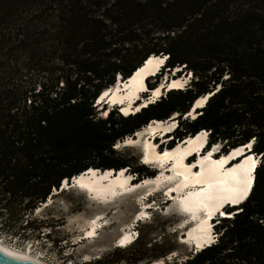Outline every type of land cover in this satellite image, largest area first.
<instances>
[{
  "label": "trees",
  "instance_id": "1",
  "mask_svg": "<svg viewBox=\"0 0 264 264\" xmlns=\"http://www.w3.org/2000/svg\"><path fill=\"white\" fill-rule=\"evenodd\" d=\"M151 55L165 60L149 89L175 68L189 84L128 115L103 104L99 117V94ZM173 115L168 148L205 131L215 157L250 143L259 158L247 197L215 221L216 241L179 264H264V0H0V234L27 241L52 228L31 215L89 168L151 175L113 146ZM170 249L91 264L152 262Z\"/></svg>",
  "mask_w": 264,
  "mask_h": 264
},
{
  "label": "rangeland",
  "instance_id": "2",
  "mask_svg": "<svg viewBox=\"0 0 264 264\" xmlns=\"http://www.w3.org/2000/svg\"><path fill=\"white\" fill-rule=\"evenodd\" d=\"M177 71H179V69ZM174 72L175 71H172L170 73L164 72L160 77L158 85L161 84L162 90L157 98H155L153 101L149 100V95L151 94L152 89H149L147 84L153 83L154 79L152 77H146L144 79V83L146 85L145 89L147 87L148 90L147 92H143V90L139 92V96L135 101L139 102V104L135 106V108L137 107V111H139L141 107H145L148 103L156 101L161 95L168 91L165 88L164 81L169 80V78L171 77H177V73ZM178 77L183 80V85L181 87L185 88V86H187L190 82V74H182ZM143 100H147L149 102H147V104L143 106L141 104ZM102 102L96 106V110H98L97 115L99 117H105V114L107 112V110H103L101 108V106L103 105ZM105 106V109L114 108V106H111L109 104ZM118 109L121 112L120 107H118ZM131 112L135 113L136 111ZM188 114L186 113L182 118H194L197 115V112L192 115ZM175 117L176 115H173L167 119H172L174 121L173 128L167 132H172L177 126ZM167 132H156L151 138H149L148 135H144L139 140H136V143H134L133 145H126L123 142V140L127 138L126 137L121 142H116L113 146V149H115L116 151V156H122L127 160L130 168L135 169L139 166V164L144 165L148 168L145 170L149 171V173L151 174L148 175V177H152L160 173V166L157 165L158 163L143 162L141 157V149L143 144L145 143V138H149V141L152 140L153 143H155L157 151L170 149L167 146L169 145V141L173 140L166 137ZM133 135L134 133L132 134V136ZM184 140L185 138L181 141L174 142L175 145L171 148H174ZM248 144V146L250 147V143ZM206 146V142H204L200 150L201 154L199 153L200 155L208 153V151H210L213 147L211 146V148H209L210 150H207ZM217 147L219 146H216L214 153L211 155L212 160L221 156L219 155L215 157L216 153L218 152ZM230 151L231 150H229V152ZM197 155L198 154L193 153L192 155L187 157V163L189 165H192ZM244 155L245 153L235 156L234 158L239 157V160H237L236 163L241 162L244 157L249 156ZM257 160H259V158H257ZM234 162L235 161H233L232 163ZM124 172L128 174L126 169H124ZM97 173H100V170L97 169ZM148 177L144 175L143 177L139 178V181H142L144 178ZM131 181L132 183H139V181H137L136 179L134 180V177L130 180V182ZM59 189L53 190L52 198L47 199L46 203L40 205L34 211L33 215H31V218L44 220V222L48 224L53 223L52 228H42L38 238H32L27 241L12 238L8 236L7 233L2 232V234H0V243L13 250L28 254L30 257L42 262V264H68L70 262L74 264H91V262L104 256H107L106 259L110 261L118 258V256L125 257L132 251H144L143 249H147L146 253L149 255L152 254L151 249L156 250L157 253H164L167 252V250L170 248V253L164 255L163 257H159L156 260L160 259V264H165V262L172 261H175L177 262L176 264H179L180 261H183L188 257V255L196 252L195 249L197 248L193 249L191 245L189 246V244L181 242L182 235L185 238L186 232L190 228V225H192L193 223L192 221H190V218H188V214L182 213L180 211V208H178V202L177 199L174 198V192H171L172 195L170 196L166 193L167 189L164 187H162V189L159 191H155L152 194L144 196L140 200L141 202L138 201L137 198L135 199V196H129L109 207H105L104 205L98 203L95 204L93 200L87 197L88 195L85 192L80 191L76 187L68 186L63 187L60 190ZM134 191L135 190H133V193ZM137 193H140V191H138ZM141 196H143V194L139 195V197ZM141 203H143L142 206H145L144 209L141 208ZM221 210L225 213V215L221 216L220 212H217V214L211 217V227H213L217 219L230 217V212L226 211L224 207H222ZM141 212H144L145 214H141ZM99 215L103 219L97 220L98 226L96 228L94 236L86 237V232L88 231L87 226L89 222ZM185 220H189V223L191 224L188 227L185 226L186 228L184 227L183 229H181L180 226H182V223ZM125 228L129 229L133 239H137L129 246L128 244L131 243V241L124 246H117V241L121 236L122 230ZM213 230L214 228L212 229V231ZM48 232H50L49 238L43 235ZM218 235L219 233H216L215 231L214 236L212 237V241L210 242L211 244L216 241ZM52 240L59 241V243H57L58 247H53L51 242ZM126 246L128 247L124 249L119 248L123 251L114 254L112 253L115 248ZM198 250L199 249H197V251ZM150 263L151 262L148 261V259H144L138 264ZM117 264H128V262L123 259V261L118 262Z\"/></svg>",
  "mask_w": 264,
  "mask_h": 264
},
{
  "label": "bare ground",
  "instance_id": "3",
  "mask_svg": "<svg viewBox=\"0 0 264 264\" xmlns=\"http://www.w3.org/2000/svg\"><path fill=\"white\" fill-rule=\"evenodd\" d=\"M164 60L165 58L160 56H149L126 80L122 82V80L117 78L115 84L110 88L104 89L99 94L97 103H101L103 100V102H107L111 106L119 105L121 112L124 114L137 111L135 106L139 102L135 101L139 96V92L145 89V77L149 74H154ZM178 69L175 68L173 71ZM164 84L167 90L179 89L182 88L183 80L179 77H171L169 80L164 81ZM161 90V84L153 88L149 95V100L153 101L157 98ZM207 96L197 98L193 102L190 113L194 112V107L202 106ZM147 102L149 101L143 100L141 104L145 106ZM173 126L174 121L172 119L167 121L153 120L140 130H137L132 137L128 136L123 142L126 145H133L136 140H139L144 135H148L151 138L154 133H165L170 131ZM149 138H145V143L141 149V157L145 163H158L157 165L161 169L159 174L144 178L137 184V182H130L133 177L130 174H126L124 169L117 171L112 169L104 170L103 173L102 171L97 173L96 169L89 168L74 176L70 181V185L65 180L61 184L63 187H76L80 191L85 192L88 195L87 197L93 200L95 204L98 203L105 207L116 204V202L129 196H135L134 198L140 201L144 196L159 191L164 187L167 189L166 193L168 195L171 196V192H174L178 208H180L182 213L188 214V218L193 223L190 225L189 220L183 221L180 228L183 229L189 225L190 228L186 232L185 238L182 235L181 242L191 245L193 249H201L212 241L211 232L213 227L210 224L211 217L217 212H223L221 208L226 204L231 206L241 203L240 201L232 204L231 200L239 194L242 188L247 186L246 181L250 180L251 184L253 183V163L255 165L258 163L257 156L247 152L244 156L249 155L248 157H244L239 163H232L235 156L244 153L246 145L231 149L229 153L214 158V160L211 159V155L217 145H213L211 150L208 149L210 150L208 153L200 155V150L204 142H206V132L204 131L198 132L193 137H186L183 142L174 148L165 149L164 151H157L155 143L152 140L149 141ZM193 153L198 155L194 163L189 165L186 160ZM133 190H135L134 193ZM138 191L140 193H137ZM140 194H143V196L139 197ZM142 204L141 208L144 209L145 206H142ZM141 214L145 213L141 212ZM99 219L103 218L99 215L89 222L86 237L94 236L98 226L97 220ZM132 239L131 232L125 228L122 230L116 245L124 246ZM197 249L195 250L197 251ZM0 250L24 257L34 264H42V262L30 257L28 254L8 248L1 243ZM160 263L159 259L150 264Z\"/></svg>",
  "mask_w": 264,
  "mask_h": 264
},
{
  "label": "water",
  "instance_id": "4",
  "mask_svg": "<svg viewBox=\"0 0 264 264\" xmlns=\"http://www.w3.org/2000/svg\"><path fill=\"white\" fill-rule=\"evenodd\" d=\"M161 58H163V57H161ZM176 71L174 73H176ZM119 79L122 80V82L124 80H126V79H121V78H119ZM115 82H117V79H116ZM207 97H209V95ZM192 107H193V104H192L191 108ZM201 107H203V105L194 107L193 108L194 112L193 113H189L188 115H192V114L196 113L197 110L200 109ZM191 108H190V110H191ZM190 110H189V112H190ZM249 150H250V147L248 145H246L245 146V152H248ZM67 182L68 181H66V183ZM68 184L70 185L71 182L69 181ZM0 264H34V263H32L30 260H28V259H26L24 257H20V256H17V255H14V254H10V253H7V252H4V251L0 250Z\"/></svg>",
  "mask_w": 264,
  "mask_h": 264
},
{
  "label": "snow or ice",
  "instance_id": "5",
  "mask_svg": "<svg viewBox=\"0 0 264 264\" xmlns=\"http://www.w3.org/2000/svg\"><path fill=\"white\" fill-rule=\"evenodd\" d=\"M118 147V146H117ZM249 159H251L249 157ZM253 167H255V164L253 163ZM246 184L247 186L242 188L240 191H239V194L237 196H235L232 200H231V203L232 204H236V203H239L240 201H243L247 195H248V190H249V187H250V184H251V181H246ZM218 210V209H217ZM220 215L221 216H224L225 213L224 212H220ZM197 247H199V245H197Z\"/></svg>",
  "mask_w": 264,
  "mask_h": 264
},
{
  "label": "clouds",
  "instance_id": "6",
  "mask_svg": "<svg viewBox=\"0 0 264 264\" xmlns=\"http://www.w3.org/2000/svg\"><path fill=\"white\" fill-rule=\"evenodd\" d=\"M163 63H164V62H163ZM162 65H163V64H162ZM162 65L159 67V69H158L154 74H152V75H148L147 78H149V77H152V78L155 77V76L158 74L159 70L161 69ZM119 78H120V77H118V79H119ZM145 78H146V77H145ZM179 89H181V88H179ZM147 90H148V88L146 87V89H145L144 92H147ZM96 104H97V105L100 104V102L97 103V99H96ZM103 104H106V105H107V102H105V103L103 102ZM113 106H114V107H116V106L119 107V105H113ZM120 113H121V112H120ZM121 114L124 115L123 113H121ZM130 114H131V113H130ZM167 133H170V132H167ZM166 135H167V134H166ZM244 153H246V152H244ZM244 153H243V154H244ZM257 158H258V157H257ZM238 160H239V158H238ZM258 161H259V160H258ZM257 164H258V163H257ZM257 164H256V166H257ZM256 166H255V168H256ZM255 168H254V170H255ZM253 173H254V171H253ZM253 177H254V174H253ZM65 181H66V180H65ZM251 186H252V185H251ZM62 188H63V186H62V184H61L60 189H62ZM237 205H238V204H237ZM230 207H233V206H230ZM230 207H226V208H224V209L226 210L227 208H230ZM225 210H224V211H225ZM213 231H214V230H213ZM136 239H137V238H134L133 241H135ZM133 241H131V243H132ZM129 244H130V243H129ZM129 244H128V245H129ZM210 244H211V243H209L208 245H210ZM206 246H207V245H206ZM120 248H123V247H120Z\"/></svg>",
  "mask_w": 264,
  "mask_h": 264
},
{
  "label": "flooded vegetation",
  "instance_id": "7",
  "mask_svg": "<svg viewBox=\"0 0 264 264\" xmlns=\"http://www.w3.org/2000/svg\"><path fill=\"white\" fill-rule=\"evenodd\" d=\"M132 241V240H131Z\"/></svg>",
  "mask_w": 264,
  "mask_h": 264
}]
</instances>
